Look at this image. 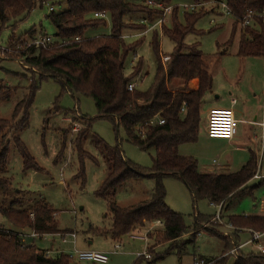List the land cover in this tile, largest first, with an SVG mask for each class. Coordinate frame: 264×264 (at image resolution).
Listing matches in <instances>:
<instances>
[{
  "label": "trees",
  "instance_id": "1",
  "mask_svg": "<svg viewBox=\"0 0 264 264\" xmlns=\"http://www.w3.org/2000/svg\"><path fill=\"white\" fill-rule=\"evenodd\" d=\"M54 0H0V35L6 29H15L26 20L38 6L53 3ZM146 4L127 3L125 0H66L67 10L50 13L46 19L56 28L55 38L69 44L42 49L29 47L23 54L15 56L30 71H37L40 80L53 79L60 82L63 90L72 95H81L92 99L95 103L99 119L110 121L115 129H123L128 141L143 152L154 150L152 167L142 166L127 160L119 146L113 149L104 146V155L108 165V174L95 196L107 201L112 216V227L109 230L96 229L97 235L108 236L114 242L145 228L147 224L161 222L164 233L156 238L157 243L170 244L163 252L156 254L150 264L163 261L166 257L177 255L179 259L188 254L189 248L195 250L196 236L185 247L178 244L186 234L191 233L184 222L183 215L173 211L166 203L165 178H173L182 182L190 192L195 203L207 201L211 205L220 206L221 213L229 210L234 199L254 197L264 181L256 186H248L256 173V158L251 160L238 172L229 175L202 174L198 161L193 157L180 155L179 148L186 144L196 143L202 124V103L208 94L213 92V76L207 56L200 43L186 44L189 36L200 37L204 34L197 30L198 22L209 14L202 8L196 12H184L174 6L170 16V27L162 26V35L174 44L170 60L162 62L160 33H153L151 47L156 57L157 69L150 88L141 92L137 89L130 92L129 84L138 78L144 69L140 59L130 76L125 75L126 62L130 54L143 45L144 39L128 44L124 34L129 31L143 33L149 25L155 24L163 15L162 11L154 10ZM166 6L171 0H158ZM196 3L220 4L226 2L238 22L249 12L260 13L264 10V0H192ZM107 13L112 23L111 34L87 38L91 30L107 27L106 20L96 19L94 14ZM183 13V21L180 13ZM141 16L147 24L135 25L129 22L133 16ZM143 22V20H142ZM236 24V25H237ZM217 28V27H216ZM214 31V30H212ZM129 32V33H128ZM28 35H38L33 28ZM235 32L225 44L229 48L235 39ZM80 38V42H75ZM15 40L9 39V45L15 48ZM238 57L264 58V24L255 20L251 27L242 28L239 42ZM182 80L184 88L173 92L168 87L170 80ZM193 80L199 81L197 90L189 88ZM18 89L0 88V101L8 100ZM39 88L33 82L28 94L20 101L11 119L0 117V215L17 230H33L41 234H57L61 231L56 223V211L46 202L38 201L28 210L24 208L20 193L13 189V181L5 176L8 172L11 144L14 143L20 153L25 169L41 170L36 160L23 143L20 133L29 126L30 110L36 99ZM185 113H182L183 107ZM85 119V118H84ZM87 126L76 142V150L82 164L79 174L85 185L83 144L92 131L95 119L87 117ZM164 120V125H151L154 120ZM141 127L145 135H140L137 128ZM102 145V142H99ZM67 147L64 136L62 152ZM133 179H153L156 183L148 200L127 208L117 204V191ZM11 193L15 195L10 200ZM35 216L34 220L30 218ZM211 216L198 214L194 228L208 223ZM229 223L236 231L251 230L264 233V215L229 216ZM194 235L195 233L192 232ZM210 236V235H209ZM212 236V235H211ZM224 238L227 242L224 258L215 264H228L231 251L241 245V238ZM152 238V237H151ZM172 243V244H171ZM196 257V254L194 255ZM147 261L138 257L134 264ZM0 264H73V259L66 254L53 258H45L43 251L33 247H23L16 237L0 233ZM235 264H264V254L250 252L245 254L238 250Z\"/></svg>",
  "mask_w": 264,
  "mask_h": 264
},
{
  "label": "rangeland",
  "instance_id": "2",
  "mask_svg": "<svg viewBox=\"0 0 264 264\" xmlns=\"http://www.w3.org/2000/svg\"><path fill=\"white\" fill-rule=\"evenodd\" d=\"M125 1L134 4H146V0ZM65 2L66 0H54L53 3L49 2L43 7L38 6L17 28L6 29L0 35V88L18 89L8 100L0 101V117L11 119L16 105L28 94V89L33 82L39 88L30 110L29 126L20 135L41 170L25 169L23 159L14 143H12L8 172L5 176L12 179L13 189L20 193V198L23 199L26 210L34 203L44 201L56 211L54 220L59 230H62L61 232L63 233H76L78 250L112 254L115 245L114 241L110 237L97 235L94 232L96 229L109 230L112 227V216L108 209L107 201L95 196L96 191H98L108 174L104 146L111 149L119 146L127 160L143 168L152 167V159L156 156V152L154 150L141 151L128 141L127 135L122 128L119 131H115L110 121L99 119L92 99L68 93L63 90L62 84L56 80H40V74L37 71L33 70L32 72L30 71L32 69L26 67L21 60H14L15 56H19L28 50L29 44L34 41L35 37H55L56 28L46 17L50 14L51 7H54L55 13L66 11L67 5H65ZM185 3L190 4L192 0H171V4L168 6L174 8V6H182ZM180 9L182 10L181 7ZM205 9L209 10V14L203 17L196 26L197 30L204 32V34L200 38L191 35L185 43L188 45L196 42L201 43L202 51L209 62H211L210 70L214 79L216 78L218 93L222 94L224 101L226 100V95L229 98V93L233 92V88L236 85H231L229 82L224 83L222 79L223 72L228 75H238L245 70L241 85L244 95H239L240 102L235 107V110L241 114L245 109L246 102H249V104L254 103L256 105L251 106L254 107V112H259L262 116L264 112V58L250 57L242 59L238 57L242 30L240 25L236 23V20L228 16H222L216 4L209 3ZM179 16L180 20L183 21L182 12ZM142 20L145 19L135 15L129 19V22L140 25ZM106 21V28L91 30L86 37L94 38L110 35L112 23L110 19ZM212 21L215 22V25H212ZM170 22V17L168 16L164 25L170 27ZM34 27L37 28L38 35L31 37L28 32ZM161 28L160 26L154 27L149 31V35L138 39L125 38L128 44L144 39V43L139 50L130 54L125 67V75L130 76L139 60L143 59V72L132 81L138 91H147L154 80L157 62L151 42L153 33L156 30L160 33L159 42L162 55L164 57L166 55L170 56L174 51V44L162 35ZM129 32L141 34L136 31ZM233 32H235L233 44L228 48V52L225 55L220 54L221 51L223 52V48L220 46L230 40ZM124 35L127 34L125 33ZM12 37L15 40V44H13L15 48L9 45V39ZM144 78L145 80H143ZM217 106L225 107L222 105ZM87 117L95 120L92 125V131L87 136V141L82 143L83 154L86 157L84 161L85 185L83 186L82 179L76 177L82 167L76 150V142L77 138L86 130ZM205 125L206 116L202 113V124L198 141L183 145L182 152L195 158L198 161L199 170L203 173H220L219 166L223 161L222 155L225 153L232 155L234 149L229 147L227 142L210 139L206 134ZM244 126V123L240 124L238 121L240 134ZM64 136L67 138V147L61 154ZM99 142H102V145H99ZM242 166L243 163H236L231 168V171H238ZM163 182L166 189L167 205L176 213L183 215L185 226L191 229L189 230L191 233L186 234L177 243L171 244L185 247L190 240L192 242V237L194 236H196L197 241L196 249L194 250L193 247L189 248L188 254L183 258L179 259L177 255H172L156 264H194L195 254L196 256L209 258L215 264L217 260L226 256V254L224 255V250L227 246V242L224 241L226 238H233L234 240L235 234L238 232L241 244L251 240V234H249L251 230L236 231L235 227L229 223L228 217L231 215H264L260 203L262 200L264 203V186L259 187L255 191L253 198L246 197L242 200H232L229 210L219 215L218 209L209 204V202L200 201L195 203L182 182L173 178H165ZM258 183L260 182L253 180L250 186H256ZM155 185L156 183L153 179H133L117 191V204L121 208H127L141 201L148 200L153 193ZM9 195L11 200L15 194L11 193ZM198 214L211 217L210 220L207 219L208 223L194 228ZM218 215L220 219H217ZM229 225L233 229H230ZM0 227L12 231L17 230L1 215ZM163 233V226L158 225L157 222L149 223L145 228H138L132 234L146 237L147 241L131 239V234L123 237L119 241L122 249L116 255H110V261L107 264H134L138 259V255L144 254L148 250L150 252L154 251L156 254L163 252L170 246V244L157 243L156 238L163 235ZM241 235L243 236L241 237ZM49 241L37 240L35 241V246L39 250L52 249V244ZM54 243V250L60 249L68 255L73 254L72 245H61L57 238L54 239ZM259 245L264 247V238ZM242 252L245 254L250 252L259 253V250L256 245H250L244 248ZM148 254L151 255V260H153L154 255L152 253ZM151 260H142L141 264H150ZM210 260L206 261L210 262ZM73 264L94 263L80 262L73 259ZM228 264H235V258L231 257Z\"/></svg>",
  "mask_w": 264,
  "mask_h": 264
},
{
  "label": "built area",
  "instance_id": "3",
  "mask_svg": "<svg viewBox=\"0 0 264 264\" xmlns=\"http://www.w3.org/2000/svg\"><path fill=\"white\" fill-rule=\"evenodd\" d=\"M209 3H196L192 2L190 4H184L180 5L179 7L182 8L185 12H196L202 8H205ZM212 4V3H210ZM218 6V10L220 11L222 16H228L238 22L230 8L228 7L226 2H222L220 4H216ZM147 6L154 10H159L163 12V15L159 18V20L153 24L149 25L148 29L141 33V34H135L133 38H138L141 36H144L149 33L151 29L154 27H162L166 23V18L171 16L173 12V7L166 6L163 2L149 0L147 2ZM55 12L54 7L50 8V13ZM94 17L96 19L100 20H108L109 15L105 12L103 13H96L94 14ZM255 20H260L264 24V10L260 13H254L249 12L246 17L243 20H240L239 24L241 28H247L253 26L255 24ZM142 24H147L148 22L146 20H143ZM212 25H215V22L212 21ZM129 38L128 36L124 37ZM80 38H76L75 42H80ZM63 44H69L66 41H59L55 37H49V36H40L35 37L34 41L29 44V47L36 46L42 49H48L53 46L63 45ZM163 63L166 64L169 62L170 57L166 56L163 57ZM128 90L130 92L136 90V85L134 83L129 84ZM235 102V101H234ZM186 107L184 106L182 109V113H185ZM164 125V120H154L151 122V125ZM261 127H264V124H260ZM137 131L140 135H145V131L141 127L137 128ZM238 131V121L236 119L235 113L232 109L227 108H214L212 109L207 117V127H206V134L210 139H219V140H227L232 141L235 136L237 135ZM264 139V135H263ZM253 180L262 182L264 181V147L262 148V151L260 152L258 158H257V167H256V173L253 178ZM214 206L216 209H218V214L221 213V207L220 206ZM262 210L264 211V203L262 202ZM217 217V219H220V217ZM56 217V215H55ZM30 218L34 220L35 216L31 214ZM158 225L163 226L161 222H157ZM230 229H233V227L230 225L228 226ZM4 232L8 234L10 237H16L21 245L23 247H33L35 246V241H49V243L54 244V239L57 238L61 245H67L70 244L73 247V254L68 255L66 252L60 250V249H48V250H42L43 255L45 258H53L55 256H58L60 254H66L72 259H76L80 262H89L94 264H107L110 261V255L117 254L121 249L122 246L119 243V241L115 242L114 245V251L112 254L110 253H102V252H94V251H80L77 249V235L75 232H67V233H57V234H41L33 230H8L5 228L0 227V233ZM251 234V240L248 242L241 244L238 248L231 251L228 255L233 256L236 259V254L238 250H242L243 248L250 246V245H256L257 249L259 250V253L264 254V247H261L260 241L264 238V233L260 232H253L250 231ZM130 235V234H129ZM131 239H141L144 241H147L146 237L137 236L135 234L131 233ZM29 241V242H28ZM36 247V246H35ZM143 256L147 260H151V255L148 254V252H145L144 254L138 255V257ZM194 264H213V262H207L206 260L202 258H196L194 261Z\"/></svg>",
  "mask_w": 264,
  "mask_h": 264
},
{
  "label": "crops",
  "instance_id": "4",
  "mask_svg": "<svg viewBox=\"0 0 264 264\" xmlns=\"http://www.w3.org/2000/svg\"><path fill=\"white\" fill-rule=\"evenodd\" d=\"M149 34L150 33H148L146 35H149ZM134 35L135 34H133V33H129V35L127 34L124 37L129 36V39H138V38L146 36V35H144V36H141L138 38H133ZM198 38H200V37H198ZM198 43H200V42H198ZM220 47L223 48V52L221 51L220 54L222 53V55H225L228 52V48L225 47V44L220 46ZM201 48H202V45H201ZM163 57L164 56L162 55V58ZM242 59H247V58H242ZM208 62H209V60H208ZM209 64L211 65V62H209ZM210 72H211V70H210ZM211 74L213 76L212 72H211ZM244 75H245V70L243 72L239 73L238 75H228L226 72H223V78L222 79H223L224 83L229 82L231 85H236V87L233 88V92L229 93V98L226 95L225 101L222 98V94L218 93L217 81H216V78L214 79V76H213V81H214L213 92H212V94L206 95V97L202 103L201 113L205 114V116H206L205 130L207 127V117H208L209 112L214 108H221V107H218L217 105L225 106L223 108L232 109L234 111L235 116L237 117L239 123L240 124L244 123V125H245L241 130V134H240L239 129H238L237 135L235 136V138L232 141L212 139V140L219 141V142H227V145L234 149L233 150L234 153H232V155L226 154V153L224 155H222L223 161L221 162V164L219 166V170L221 171L220 173H209V174L229 175V174L236 173L240 169H242V167H244L251 160L252 156H255L256 165H257V158H258L260 152L262 151V148L264 147V139H263L264 127L260 126V124H264V112H263L262 116L259 114V112L255 113L254 107H251V106L256 105V104H254V103L249 104V102H246L245 109L241 114L237 113V111L235 110L236 109L235 107L238 106V104L240 102L239 101V95H244V92L242 91L243 87L241 86L242 82H243ZM143 80H145V78ZM188 86L192 90H197L199 87V81L193 80L192 82L189 83ZM168 87L173 92L180 91L181 89L184 88V82L182 80H175V79L170 80V81H168ZM217 94H219V95H217ZM253 100H255V99H253ZM248 107H249V109H247ZM183 147L184 146H181L179 148L180 155L185 156V157H190L189 154L182 152ZM185 151H186V149H185ZM236 159H238V160H236ZM236 163H239V164L243 163V166L238 171L232 172L231 168L234 167ZM200 172L202 174H205L202 171H200ZM248 186H250V183ZM262 201L260 202L261 205H262ZM242 236L243 235H241V237ZM106 237H108V236H106ZM51 247H52V249H54L53 244ZM196 257L202 258L204 260H210L209 258L202 257V256H196ZM195 259L196 258H194V261H195ZM210 262H212V260H210Z\"/></svg>",
  "mask_w": 264,
  "mask_h": 264
}]
</instances>
